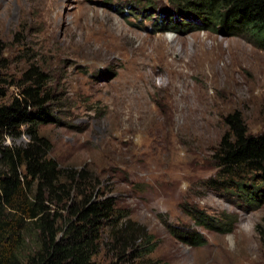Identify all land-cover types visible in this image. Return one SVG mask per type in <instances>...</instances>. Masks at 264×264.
Instances as JSON below:
<instances>
[{"label": "rangeland", "instance_id": "rangeland-1", "mask_svg": "<svg viewBox=\"0 0 264 264\" xmlns=\"http://www.w3.org/2000/svg\"><path fill=\"white\" fill-rule=\"evenodd\" d=\"M157 3L154 18L168 7ZM135 4L0 0L5 78L31 66L45 74L52 121L39 131L50 155L87 167L99 179L94 197L113 196L143 229L140 250L154 246L124 264H264L255 229L264 203L251 188L221 187L211 159L227 113L239 110L251 134L264 130V50L248 34L153 30ZM28 139L23 131L5 143ZM193 211L214 227L196 224ZM192 231L203 244L179 237ZM108 234L94 264L118 261Z\"/></svg>", "mask_w": 264, "mask_h": 264}, {"label": "trees", "instance_id": "trees-1", "mask_svg": "<svg viewBox=\"0 0 264 264\" xmlns=\"http://www.w3.org/2000/svg\"><path fill=\"white\" fill-rule=\"evenodd\" d=\"M157 1L134 0L133 9L142 6L141 17L152 18L153 30L248 34L264 50V0H166L168 7L154 18ZM2 61L0 54V264H94L105 228L117 247L114 264L150 253L154 246L140 250L135 232L143 229L132 228L116 199L94 197L99 179L87 167L63 165L50 155V139L39 131L52 121L45 74L31 66L7 81ZM223 124L211 154L217 181L226 189L251 188L254 201L264 203V130L249 133L239 110L227 113ZM23 131L29 136L25 144L5 143ZM250 179L255 182L248 184ZM193 212L196 224L214 227L202 212ZM255 229L264 256V221ZM179 237L195 246L204 242L193 231Z\"/></svg>", "mask_w": 264, "mask_h": 264}]
</instances>
